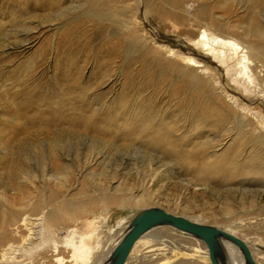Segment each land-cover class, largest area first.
Returning <instances> with one entry per match:
<instances>
[{"label": "rangeland", "instance_id": "obj_1", "mask_svg": "<svg viewBox=\"0 0 264 264\" xmlns=\"http://www.w3.org/2000/svg\"><path fill=\"white\" fill-rule=\"evenodd\" d=\"M89 1L52 5L51 0H0V211L2 205L16 210L30 188H38L28 183L32 177L59 192L66 177L78 187L70 193L74 200L79 199L80 188L106 189L120 183L134 196H140V187L146 189L144 208L199 217L206 226L233 227L238 218H252L253 210L245 211L251 202L262 208L258 214L264 218V193L257 192L261 188H250L256 191L243 196L235 188L227 190L212 182L204 186L179 172L184 166L145 177L149 164L161 170L159 157L135 151L131 132L157 121L148 131L157 133L170 126L183 138V153L198 154L205 144L211 151L218 144V123L211 115L216 111L207 94L189 88L178 72L153 63L140 49L125 47V59L115 48L120 31L88 17L94 12L117 14L121 6L136 7L137 0ZM205 1L190 0L188 13L202 6L207 17L223 23L229 18L252 32L251 40L264 50V0ZM151 23L150 30L160 36L183 40L165 33L158 21ZM106 70L108 75L100 82ZM84 203L88 211L83 219L102 208L94 207L92 198ZM140 210L108 208L103 238L109 247ZM236 230L264 241V226Z\"/></svg>", "mask_w": 264, "mask_h": 264}, {"label": "bare ground", "instance_id": "obj_2", "mask_svg": "<svg viewBox=\"0 0 264 264\" xmlns=\"http://www.w3.org/2000/svg\"><path fill=\"white\" fill-rule=\"evenodd\" d=\"M51 1L52 5H59L64 0ZM129 1L121 0L119 3ZM195 1L198 0H191ZM191 2L137 0L135 8L124 5L118 8L117 14H103L101 11V14L94 12L88 16L120 31L117 35L119 41L115 43L119 54H125V47L140 49L146 57H152L153 63L169 66L180 74L189 88H197L207 94L216 111L211 113L218 123L215 137L218 144L211 147L215 150L207 151L205 144L198 154L183 153L180 148L183 138L175 134L176 131L170 126L162 125L157 133L148 131L159 123L157 121L150 127L131 132V147L137 152L143 151L146 155L155 153L159 157L157 163H160L161 170L149 164L151 169L146 170L147 173L144 171L145 177H158L161 173H172L184 166L179 172L182 170L188 177L200 181L201 185L212 182L227 190L235 188L243 196L256 191L250 188L257 187L261 188L257 192L263 194L264 50L251 40L252 32L230 23L229 18L223 23L207 17L202 6L200 9L194 8L190 15L187 7ZM73 9L68 8L66 12L70 13ZM153 21H158L165 33L182 36L183 40L174 38L170 41L154 29L151 31ZM107 75L106 70L100 82ZM253 104L256 106L252 107ZM137 174L140 177L139 171ZM62 179L59 192L47 187L43 180L32 177L28 183L39 186L30 188L31 192L23 196L16 210L2 205L0 264H109L113 251L132 228L134 218L142 211L160 209L144 208V187H140V196H134L130 190L122 189L120 183L106 189L80 188L81 191L76 194L79 199L74 200L70 193L78 187H74L66 177ZM86 198L94 200V207H102L97 211L92 210L95 214L90 219L82 218L84 212L88 211L84 203ZM115 205L139 207L142 210L133 216L132 224L122 230L109 247L103 238V230L110 217L108 208ZM246 209L253 210L252 218H238L241 221L233 222V227L214 228L238 239L247 248L252 264H264V241L259 237H246L236 230L264 226V218L258 214L261 207L251 202ZM179 217L203 224L199 217ZM168 231L179 234L174 237ZM218 246L216 260L219 264H246L242 250L230 239L220 236ZM199 253L203 254L202 258ZM124 264L212 263L207 246L198 237L173 227L156 226L134 242Z\"/></svg>", "mask_w": 264, "mask_h": 264}, {"label": "water", "instance_id": "obj_3", "mask_svg": "<svg viewBox=\"0 0 264 264\" xmlns=\"http://www.w3.org/2000/svg\"><path fill=\"white\" fill-rule=\"evenodd\" d=\"M156 226L173 227L198 237L207 246L212 264H219L216 260V255L219 252L218 238L226 237L242 250L246 264H252L247 248L235 237L214 227L193 223L185 218L171 215L161 209L142 211L134 218L132 228L113 251L109 264H124L134 242L143 233Z\"/></svg>", "mask_w": 264, "mask_h": 264}]
</instances>
